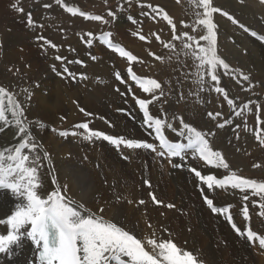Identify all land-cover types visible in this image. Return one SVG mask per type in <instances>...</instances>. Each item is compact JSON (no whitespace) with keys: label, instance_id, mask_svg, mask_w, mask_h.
Wrapping results in <instances>:
<instances>
[{"label":"bare ground","instance_id":"obj_1","mask_svg":"<svg viewBox=\"0 0 264 264\" xmlns=\"http://www.w3.org/2000/svg\"><path fill=\"white\" fill-rule=\"evenodd\" d=\"M42 1L44 2L40 0ZM72 1L61 0V3L74 8L77 11L76 16H79L80 11L70 3ZM137 1H120L122 11L119 15L113 16L114 25L111 26L116 37L126 38L128 28H132L126 22L130 16L138 14ZM17 3L24 9L23 14L13 8ZM35 3L37 2L34 0H0V24L5 26V32L2 34L4 40L0 41V86L13 93L21 102L25 112L24 119L30 124L29 132L34 136V142L37 144L36 151L31 155L40 157L37 175L43 187L38 191L47 193L55 190L57 185H53L52 178L56 177L61 194L65 195L66 199L75 201L74 206L82 204L88 210L82 211V214L94 213L102 216L106 221L116 223L141 240L145 250L150 253L152 248L147 244L149 239H156L158 242L170 239L181 249L192 252L199 264H264V248L259 246L258 240L254 244L248 243L246 237L237 235L227 220V215H231L233 223L241 231L250 229L264 238V214H262L264 208L260 207L264 204V193L257 195L251 189L241 192L230 186L219 188L214 185L213 189H208L194 172L188 171L189 168L200 171L202 175H213L217 179H224L232 173L237 175V169L232 166L224 169L209 165L199 158L198 153L191 150L184 151L182 158H169L165 153L160 155L162 149L159 147L155 133L144 123L143 113L136 103L137 99H150L151 94H145L128 78L127 69L128 67L133 69L136 61L129 64L126 57H121L106 42L111 41L114 47H122L129 52L134 48L133 39L130 37L123 39L121 44L113 42L111 35L102 39L84 36L83 40L86 42L81 54L69 52L67 56L60 55L64 58L60 62L56 59L57 55L54 57L51 48L44 45L43 40L39 42L37 39L38 36H42L54 44L46 31L49 29L47 25L50 26L52 23L48 12L52 13L57 9L52 3H44V6L33 9ZM45 5L50 7L44 9ZM59 7L65 11L60 5ZM37 10L40 12L36 13L35 17L32 16L35 18L34 26L28 27L27 13L32 14ZM258 13L264 15V8H260ZM224 32L221 27L216 32L217 54L230 66L228 71L233 74L232 77L235 74L236 80L243 83V78L236 71V69L241 70L239 68L241 64H244L248 73L264 71L263 45L244 36L235 37L233 33L229 36L231 39L225 43L222 40ZM89 39L92 40L91 47L86 46ZM238 39H244L248 43H241ZM134 46L139 52H144L147 48L146 44L140 43ZM253 52L257 55L252 54ZM150 57L154 56L150 55ZM75 60L83 63H73L72 61ZM53 66L56 68L55 74L52 71ZM65 67L75 74V80L68 73H64ZM87 67L96 70L94 78L81 74V70ZM100 68H107L114 77H111L110 83H116L121 89L119 94L116 92L117 100L114 94L110 96L107 91L109 88H102L106 80L99 77ZM117 71L121 73L126 83L122 84L115 79L114 74ZM81 75L87 78L80 79ZM217 75L220 77L218 86L225 91L215 92L221 100L219 110L212 115L202 109L194 114L195 117L192 114L191 118H180L172 102L165 104L166 94L161 83L164 94L149 105V112L154 118H161L166 125L171 126L163 129L169 142L180 144L187 142V133L181 135L184 131L182 120L184 124L200 131L209 141L211 149L222 155V147L230 146L235 135L242 130L240 119L248 109L243 107L244 104H241L234 89L228 85L230 79L226 77L228 75L224 76L225 71L218 69ZM254 75L248 74L247 81L253 82ZM225 79H228V82ZM208 80L211 84H215L211 79ZM85 86H90L91 91L89 90V96L81 101L79 92ZM24 89L28 92H24ZM101 90L106 92L101 93ZM244 91L248 93L246 89ZM252 95L251 93L245 95L250 98L245 103L249 107L255 102L252 101ZM227 99L233 100L232 107L228 105ZM73 100L79 104L75 103V106ZM201 102L204 103L203 100ZM80 106L99 114L101 123H95L90 119L81 122L72 121L71 119L78 115L77 108ZM237 112L242 115L237 117L235 115ZM217 113L220 115L217 116ZM61 117L64 119L62 120ZM227 120L231 123H226ZM62 121H66L68 127L58 128L57 126H63ZM82 123H88L92 131H100L126 141L147 143L152 145V148L130 149L125 144L114 145L95 137L85 140L83 137L87 133L75 127ZM219 124H224V127H219ZM14 131L13 128H7L0 133V148L16 145L19 142ZM61 131L67 132L68 135L59 136L58 133ZM73 132L77 134L72 135ZM263 133L264 125L256 122L255 125L244 130L243 136L246 140L258 141L257 135L262 136ZM44 152L49 154V159H43ZM263 156V151L248 155L243 158L239 167L254 170ZM175 164H179L180 167H174ZM145 180L149 181L150 187L145 185ZM149 193H153L162 203H153ZM206 198L212 199L215 207L221 209L227 207L229 211L223 214L213 213L205 203ZM140 200L144 203L140 204ZM16 203L17 199L10 190L0 189V219L11 215ZM168 204L173 207H167ZM101 208L104 209L103 212H100ZM244 208L248 209V220L244 219ZM0 231L6 234V226H0ZM36 258L35 247L30 242H26L20 254L12 259L0 254V264H33V262L38 264Z\"/></svg>","mask_w":264,"mask_h":264},{"label":"snow or ice","instance_id":"obj_2","mask_svg":"<svg viewBox=\"0 0 264 264\" xmlns=\"http://www.w3.org/2000/svg\"><path fill=\"white\" fill-rule=\"evenodd\" d=\"M55 3L73 16L77 15V11L74 8L65 6L61 3V0H55ZM259 3L264 5V0H259ZM45 7H50V5H45ZM147 7L151 13L162 16V19L173 29L172 39L179 40L180 36L176 34L175 25L167 13L159 7L153 8L150 4ZM197 7L203 9V18L198 19L196 23L202 25L206 29L207 34L201 35L196 40L197 49H191L189 43H183L182 49L186 50L183 54L193 58L197 69L198 84L203 85L205 83V74L201 69L207 66V76L210 77L212 82L219 85L220 77L217 75L218 69H223L227 73L230 66L217 54L215 32L217 25L213 22V14L219 12L221 15L226 16L233 24H237L238 21L222 9L212 6V0H199ZM13 8L21 14L24 13V9L18 3L14 4ZM150 12H143L142 15L149 16ZM79 15L84 16L85 19L102 20V17L98 15L88 16L82 12ZM108 15L114 16V13L110 11ZM104 22L107 23V21ZM26 23L28 27H33L35 24L31 12L27 13ZM244 31L247 32L249 29L244 28ZM86 35L91 36L92 34L87 33ZM109 35L110 33L104 34L105 37ZM252 35L256 34L252 33ZM183 36L188 41L196 39L187 33H184ZM156 38L159 41L160 37L157 36ZM37 39L43 40L44 45H47L49 48L57 47L42 36H38ZM139 39L143 41L146 37L140 35ZM199 41L206 42V45H201ZM106 42L121 57H126L129 64L137 60V57L125 51L122 47H114L111 41ZM87 43L91 45L92 40H87ZM164 47L171 48L172 45L165 44ZM150 55L155 56L154 53H150ZM155 58L162 59L159 56H155ZM56 59L63 61L64 58L57 55ZM72 62L76 64L83 63L80 60ZM53 71H56L55 66H53ZM63 71L72 76L73 80L76 79L75 74L69 72L67 67ZM57 74L63 75L62 73ZM127 74L128 78L135 82L145 94H151L150 99H137L136 103L143 113L144 123L154 131L157 137L162 149L160 155H164L166 152L169 158H182L184 151L191 150L198 153L199 158L209 165L224 169L229 168L221 153L211 149L209 141L201 132L188 124H184L182 120L181 124L184 131L181 132V135L187 133V142L185 144L169 142L163 129L171 126L166 125V122L161 118H154L149 112V105L159 100L164 94L161 83L156 79L138 77L134 74L132 67H128ZM114 75L115 79L120 83L127 82L122 78L119 71ZM86 78L83 75L80 76V79ZM248 79V76H243V80L247 81ZM212 90L217 93L225 91L219 86H214ZM23 91L28 92L27 89ZM227 103L230 107L233 106L232 99H227ZM243 107L248 109L249 105L244 104ZM80 111L84 112L85 116L90 115V113H87L82 108ZM257 112H259V105L257 106ZM209 115L212 114L209 113ZM216 115L219 116L220 114L217 113ZM235 115L240 117L242 113L237 112ZM24 117L25 112L21 102L15 98V95L0 86V133H3L7 128H13L15 130L14 135L19 140L16 145H6L0 148V189L10 190L17 199L11 215L0 219V226H6L7 228L6 234L0 231V254L12 259L20 254L26 242H30L37 251L36 259L38 260V264H199L197 257L192 252L181 249L170 239L160 240L159 242L156 239H149L147 244L152 248V252L150 253L145 250L141 240L130 234L129 231L117 226L116 223L106 221L102 216L94 213H89L88 215L82 214V211L87 212L88 210L82 204L74 206L76 205L75 201L66 199V196L61 194L56 177L52 178L53 185H57L55 190L47 193L39 192L38 189L43 187L42 181L37 175L40 157L38 155H31L32 152L36 151L37 144L34 142V136L29 132L30 124ZM61 119L63 120L64 117H61ZM225 122L231 123L230 120ZM218 126L223 128L224 124H219ZM75 127L83 129L87 133L83 137L85 140H91L95 137L114 145L125 144L130 149L152 148V145L147 143L126 141L113 138L100 131H92L89 129L88 123L78 124ZM58 134L61 137L68 135L64 131ZM71 134L76 135L77 133L73 132ZM256 138L260 145L264 146V138H261L260 135H257ZM43 159H49L47 152H44ZM173 166L180 167L179 164ZM256 166L258 167L259 165ZM188 171L194 172V175L208 189H213L214 185L219 188L230 186L241 192L251 189L257 195L264 193V183L240 178L235 173L226 176L224 179H217L213 175H202L200 171L193 168H189ZM144 183L150 187L149 181L145 180ZM149 195L152 197L153 203H162L153 193H149ZM45 196L46 198H44ZM245 199H247V196H245ZM139 203L143 204L144 201L140 200ZM205 203L213 213L219 212L223 214L229 211L227 207L223 209L215 207L212 199L206 198ZM167 207L172 208L173 205L168 204ZM260 207L264 208V204H261ZM103 211L104 209L101 208L100 212ZM243 216L245 220L249 219L247 208L243 209ZM227 220L238 236L242 238L246 237L247 242L250 244H254L258 240L259 246L264 248V238L250 229L241 231L233 223L231 215H228ZM149 226L151 227V225Z\"/></svg>","mask_w":264,"mask_h":264},{"label":"rangeland","instance_id":"obj_3","mask_svg":"<svg viewBox=\"0 0 264 264\" xmlns=\"http://www.w3.org/2000/svg\"><path fill=\"white\" fill-rule=\"evenodd\" d=\"M34 1L37 3L34 4L35 7L33 9H36V7L44 6V3H52L53 7L57 9L53 10L52 13L50 11L48 12L50 13V21L52 23H50V26L49 24L47 25L49 29L46 31L49 39L54 43V45L57 46L56 48H51V52L53 53L54 57L56 55L67 56L69 52H76L81 54L82 48H84L83 46L86 42L85 40H83V37L88 36L86 35L87 33H91V36L98 39H102L103 37H105V33H110V35L112 36L111 38H113V42H118L121 44L123 39L130 37L134 41L132 47H134L133 49H135V51L132 49L129 51V53L137 57L135 63L136 65L133 67V71L138 76L144 79H156L158 82L162 83L164 86V93L166 94L165 104L172 102L173 108L175 112L177 111V114L180 118L183 119L191 118L193 116L195 117L194 114L198 113V111H202V109L208 112V114H213L214 112L219 110V102L221 99L215 94V91L212 90L214 86L218 85L211 84L209 82L210 80L208 79H210V77L207 76V66H205L204 69H201V71H203L205 74V83L203 85H198V77L196 75L197 69L194 65L193 58L191 56H185L183 53L186 50L182 49L183 43H189L191 49H197L196 40H198L201 35L207 34L206 29H204L202 25H198L196 23L198 19L203 18V9L197 7L199 0H179V2H177V0H136L139 4L138 14L130 16L127 19L126 23L129 27L132 28H128L129 30L126 38L116 37L113 34V16L108 15L110 11L114 13L115 16L121 13V0H73L72 2H70L72 5H75L79 9L80 13L82 12L88 16H101V21L85 19L82 15L73 16L71 13L62 11L59 5L55 3V0H44V2H40V0ZM124 1L128 2L130 0ZM257 1L259 2V0H243V2H241V0H212V6L222 9L224 12L228 13L238 21L237 24H233L230 20L227 19L226 16L221 15L219 12L213 14V22L217 25L215 32H217L220 27L225 30L222 36V40H224L225 43L228 39H231V37L229 36H231V34L233 33L235 34V37L236 35L238 36V38L244 36L249 40L252 39V41L257 44H261L264 46V15H259L258 13V10L260 8H264V5H261ZM149 4L153 8L159 7L163 9L165 13H167L169 18L172 19L173 24L175 25L176 34L180 36L179 40L172 39V27L162 19V16L151 13L150 9L147 7V5ZM44 9H48V7H44ZM42 11L44 10L42 9ZM38 12H40V10L33 12L32 16L35 17L36 13L38 14ZM143 12H150V15L144 16L142 15ZM34 17L33 19H35ZM104 21H107V23H105ZM129 21H131V23ZM4 27V24H0V41L4 40V37L2 35L3 32H5ZM21 27H19L20 30H22ZM245 27L249 29V31H244ZM184 33H187L189 36H193L196 39L193 41H188L183 36ZM252 33H255L256 35H252ZM140 35H144L146 39L143 41L140 40ZM157 36L160 37L159 41L156 38ZM238 40H240V42L244 44L248 43L244 39ZM35 41L37 42V40ZM39 42L41 41L39 40ZM136 42L143 45L146 44V50L144 52H139V50H136L134 46L135 44H137ZM199 43L201 45H206V42L204 41H199ZM86 44V46L88 47H91L92 45H89L88 43ZM165 44H170L172 45V47L165 48ZM245 47L247 48V46ZM150 53H154L155 56H159L162 59H156L155 56L151 58ZM252 54L257 55L255 52H253ZM237 59H239V57ZM240 61L243 60L240 59ZM239 68L241 70L236 69V71L241 78H243L242 76L244 75L247 76L248 74L252 73L253 75L255 74L254 81L250 82L244 80L241 84L236 80L237 78L235 77V74L234 77H232L233 74H231L230 71H228V73H225L224 75H228L226 77L230 79L229 82L228 79L225 80L226 82H228V85L232 87V89H234L242 105L245 104L246 101H249L247 99L250 98H247V96H245L248 93H251V95L253 94L252 97L254 99L252 98V101L255 102L252 103V106L248 108L246 114H244L240 119V123L242 122L241 125L244 129L242 128V130H240L235 135L234 141H231L232 139L229 140L232 142L230 146L222 147V156L229 166L235 167L237 169L238 177L243 179L255 180L258 183H264V156L262 161L257 164L259 166L254 170H247L244 169V167H239V164L242 163L243 158L247 157L248 155L257 154L260 151H263L264 153V146H261L259 141L246 140L243 136L244 130L252 127L256 124V122L259 121L262 125H264V71L262 70L256 71L255 73H248L247 68L244 66V64H241ZM100 69L101 75L99 77L106 80L105 82L103 80L105 85L102 88H109V90L107 91H109L110 96L112 97V94H114L116 97V92H118L119 94V92H121V89L118 88L116 83H110L109 80L114 77L112 76V74H110V72H108L107 68ZM95 71L96 70H94L93 68L87 67L81 70V74H84L86 76L88 75L89 78H94L96 74ZM55 72L56 71H54L53 73L55 74ZM237 82L240 84L239 86ZM261 82L263 87L261 85ZM207 85H210V88L206 87ZM89 87L90 86H85L79 92V99L81 101L89 96V90L91 91ZM117 88L120 91H117ZM206 88H208L209 90ZM201 89H203L204 91ZM245 89L248 91V93H245ZM205 90H208L207 93H205ZM104 92L106 91L101 90V93ZM202 100L204 101V103L201 102ZM72 103H74L75 106L76 104H79V102H76L75 100H73ZM258 105L259 112H257ZM81 108L84 109L87 113H90V115L85 116L84 112L80 111ZM77 109L79 110V113L77 116L71 119L72 121L81 122L84 119H90L95 123H101L100 115L96 112H93L92 110H89L83 106H80V108ZM188 113L191 115H189ZM61 123L63 124V126H57L58 128L63 129L68 127L66 121H62ZM261 138H264V133L262 134Z\"/></svg>","mask_w":264,"mask_h":264}]
</instances>
